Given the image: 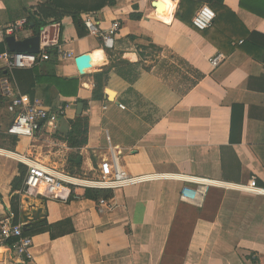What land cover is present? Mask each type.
Here are the masks:
<instances>
[{"label":"crops","instance_id":"obj_1","mask_svg":"<svg viewBox=\"0 0 264 264\" xmlns=\"http://www.w3.org/2000/svg\"><path fill=\"white\" fill-rule=\"evenodd\" d=\"M44 1L0 0V42L6 44L8 36L2 31L27 19L29 9ZM180 3L117 0L97 16L101 29L114 20L121 24L113 50L105 49L101 37L86 30L79 37L69 17L41 30L40 48H53L55 56L50 57L52 62L37 65L39 74L78 79L79 87L64 95L52 83H38L35 101L53 114L64 113L54 125L45 123L34 139L17 138L13 145L1 137L13 115L6 101L0 105V220L11 212L13 181L22 164L11 152L31 154L61 169L81 156L80 175L97 176L102 159L114 149L124 169L135 176L158 173L205 179L198 202L181 200L184 186L198 188L182 178L114 190L107 198L112 208L104 212L99 211V199L85 195L66 200L23 198L20 190L22 213L41 206L48 224L70 223L55 228V238L47 230L33 235L26 263L9 245L0 244V264H259L256 258L264 257V15L260 14L264 0H247L254 12L242 7L241 0H225L230 12L208 30L214 41L177 18ZM204 5L208 4L197 7L195 14ZM132 14L141 17L133 19ZM35 34L25 26L15 36ZM151 46L168 49L184 60L186 69L189 65L201 72L203 79L179 93L171 84L178 73L164 76L156 67L141 72L131 84L113 72L112 65L120 58L155 66L163 54ZM217 53L226 57L213 67L210 58ZM83 54L90 57V66L79 70L76 58ZM9 55L0 54V69H8ZM108 68L107 98L94 101V74ZM107 89L115 92L114 100H109ZM80 102L83 111L78 115ZM240 105L243 108L234 110ZM233 111L237 118L243 114L239 139L232 135ZM79 116L88 117V142L75 149L63 138L71 128L69 120ZM188 209L196 219L181 243L177 229ZM177 252L183 254L180 263L173 255Z\"/></svg>","mask_w":264,"mask_h":264},{"label":"built area","instance_id":"obj_2","mask_svg":"<svg viewBox=\"0 0 264 264\" xmlns=\"http://www.w3.org/2000/svg\"><path fill=\"white\" fill-rule=\"evenodd\" d=\"M216 17L215 11L209 6H202L195 14L192 23L199 30H205L212 26ZM82 21L89 34L101 37L102 45L107 50H113L116 47L117 39L121 31V24L118 20L111 22L106 29H101L98 18L83 14ZM27 25V19L18 20L12 26L8 27L2 34L16 35ZM223 53H217L210 58L213 67L219 66L224 60ZM50 59L47 50H42L37 54L14 53L9 55L8 69L13 68H31L39 62ZM1 93L7 103L8 111L13 115V120L8 126L6 132L17 138L34 139L45 123L55 124L58 116L63 114L60 110L56 114L51 113L41 103L30 102L27 95H22L15 87L14 83L8 77L0 80ZM125 109L123 104L119 105ZM17 160L26 166L27 172L23 189L20 194L23 198H46V199H82L81 193L86 189H104L117 190L126 187L136 186L138 184L159 180V179H177L182 178L198 184V188L184 186L181 191V200L195 204L201 195L200 187H203L206 180L196 177L171 175V174H146L135 176L127 172L121 165L116 150L111 149L109 156L102 159L99 165V174L97 176L70 174L68 171L49 165L44 160L32 156L31 154L12 153ZM111 204L107 198L99 199V211L104 212L111 209ZM14 214L10 212L0 220V240L4 242L8 239H14L9 248L15 253L20 262L26 263L30 257V250L33 247V237L25 235L21 223H14Z\"/></svg>","mask_w":264,"mask_h":264},{"label":"trees","instance_id":"obj_3","mask_svg":"<svg viewBox=\"0 0 264 264\" xmlns=\"http://www.w3.org/2000/svg\"><path fill=\"white\" fill-rule=\"evenodd\" d=\"M224 1L225 0H181L180 12L177 14V18L193 26L191 17H193V15L195 14L197 7L201 6L203 3H207L216 13V17L211 26L215 27L219 25V21L222 18V15L226 14L227 12H230L229 8H227ZM116 2L117 0H46L38 4L37 6L29 9L26 27L31 28L37 34L38 32H41L43 28L47 27L50 24L59 23L61 25L62 21L65 18L69 17L73 20L74 24L76 25L79 37H83L87 33V30L83 24L82 15L90 14L97 17L106 9L114 6ZM241 5L242 7H245L250 11L254 10H252V8L248 5L247 0H241ZM260 14L264 15V13ZM131 17L133 19H139L141 16L137 14H132ZM82 30H86V33H83ZM208 30L209 28L201 31L203 32L205 37L214 41L208 33ZM129 38L135 39L134 36H129ZM151 47L157 49V51H160L161 55L164 54V52H169V58L163 55L156 62L155 66L147 65L144 60H141L138 63H131L125 59L120 58L113 63V72L117 76L124 79L125 81H128L131 84L137 81V79L140 77L141 72L151 71L156 67L160 70V72H163L164 76H171L175 73H178L184 80L189 82V88L197 85L199 81L203 79L204 75L198 70L190 67L189 65L186 70H183L184 66L182 67V65L185 64L184 60L171 53L168 49L157 48L155 46ZM47 52L50 54V57L55 56L53 48H48ZM2 53L14 54L16 52L9 51L5 42H0V54ZM143 55L144 52H141L142 57ZM45 61L49 63L52 62L51 59ZM38 64L32 66L31 68L0 69V80L4 77L10 78V80L14 83L16 89L22 95H27L31 103L35 101L37 84L42 82L54 84L58 88V90L64 95H67V93L69 92V88H73V92H77L79 87L78 79L59 78L55 75L49 77H42L37 69ZM110 74V68L94 74L95 88L92 97L94 101L104 100L107 98V95L104 92V87L108 85ZM129 91L132 92V88H130ZM4 101L5 100L2 96L0 88V105ZM84 103L86 106L88 105V102ZM240 107L243 108L240 105L236 106L234 110ZM241 110L243 111V109ZM242 116L243 114L241 115V118H237L236 111H233L231 130L233 136L234 134H237V139H239L241 134ZM69 123L71 128L63 139L68 143L71 148L77 149L86 145L88 142L89 132L88 117L79 116L74 120H69ZM1 137L6 140V145H13L18 140L16 136L9 135L6 131L1 134ZM75 159L76 157L74 159L69 160L71 167V172L69 173L80 175L82 173V170L80 169L81 163L78 164ZM26 172V166L21 164L19 166L20 174L13 181L11 192V212L14 214V223H20L21 213L23 211V200L21 199V196L17 191L23 189V183L25 181ZM111 192L112 190L108 189H86L84 195L87 198L97 200L100 198H110L112 196ZM61 223L66 224L70 223V221L65 220ZM61 223L48 224L47 220L45 219L44 221L38 223L22 224V228L23 233L25 235L33 236L37 233L47 230L51 232L52 238H55L57 235L54 233V229L57 228ZM13 241L14 239L12 238L5 240L4 242H1L0 240V244L3 243L6 245H10ZM256 262H258L259 264H264V257H257Z\"/></svg>","mask_w":264,"mask_h":264},{"label":"water","instance_id":"obj_4","mask_svg":"<svg viewBox=\"0 0 264 264\" xmlns=\"http://www.w3.org/2000/svg\"><path fill=\"white\" fill-rule=\"evenodd\" d=\"M7 48L9 51L16 53H30L37 54L41 47V32H38L32 37L17 39L15 35H8L5 38ZM90 57L86 54L80 55L76 58V64L79 70H83L90 66ZM109 100H114L115 92L107 89ZM83 111V103L80 102L77 114L80 115ZM77 163H81V156L76 158ZM46 219L43 207H35L31 212H23L21 214V223H38Z\"/></svg>","mask_w":264,"mask_h":264},{"label":"rangeland","instance_id":"obj_5","mask_svg":"<svg viewBox=\"0 0 264 264\" xmlns=\"http://www.w3.org/2000/svg\"><path fill=\"white\" fill-rule=\"evenodd\" d=\"M158 53H160V52L158 51ZM163 55H165L167 58H169L170 53L169 52H164ZM174 61H177V60H174ZM184 68H185L184 70H186L185 65H184ZM171 84H172V86L176 87L175 90L178 91L179 93H182V91L187 89V87L189 86V82L184 80L179 74L176 75L175 77H172ZM63 169H65L68 172H71V167H70V162L69 161L66 163V165H65V167ZM90 175H92V174H90ZM195 219H196V216L194 215V213H192V211H190L188 209V216H184V219H183V221L181 223V227H179L177 229V233L180 236L181 243H185V241H186V239H187V237H188V235H189V233L191 231V228H192V225H193V221H195ZM173 255L175 256L176 262L180 263V261L182 260V255L183 254L181 252H177V253H175Z\"/></svg>","mask_w":264,"mask_h":264}]
</instances>
